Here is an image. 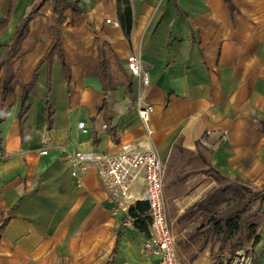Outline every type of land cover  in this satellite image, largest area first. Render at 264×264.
<instances>
[{"label":"crops","instance_id":"1","mask_svg":"<svg viewBox=\"0 0 264 264\" xmlns=\"http://www.w3.org/2000/svg\"><path fill=\"white\" fill-rule=\"evenodd\" d=\"M129 1L128 36L121 23L107 21L120 22L118 0H78L84 12L67 9L59 25L52 0H0V19L8 18L0 59L16 28L42 3L13 59L16 77L0 121V224L8 219L0 232V264L156 263L158 256L143 249L149 233L110 197L96 167L82 172L83 164L67 156L118 153L126 143L144 141L140 97L154 105L152 143L165 169L180 149L205 159L204 174L211 169L264 189V0H231L233 7L226 0ZM55 26L69 75L56 54L42 62L53 41L48 28ZM130 53L142 58L149 85L129 72ZM103 61L114 85L107 90ZM199 177L192 169L177 179L166 172V199L181 208L170 221L180 264L214 262L209 241L217 236L199 228L207 221L188 225L194 215L182 217L216 186L215 178L208 189L206 182L198 186L206 175ZM253 208L260 219L251 248L264 264V199Z\"/></svg>","mask_w":264,"mask_h":264},{"label":"built area","instance_id":"2","mask_svg":"<svg viewBox=\"0 0 264 264\" xmlns=\"http://www.w3.org/2000/svg\"><path fill=\"white\" fill-rule=\"evenodd\" d=\"M107 21L120 26L118 20ZM126 64L133 76L143 85H149L150 73L144 68L139 55L130 53ZM137 110L146 129L144 141L126 143L118 153L75 151L69 152L67 156L72 164H83L82 172L94 165L102 186L123 208L128 209L139 201L147 202L150 232L143 242L144 251L158 256L155 264H180L176 235L168 215L165 164L157 147L152 143L150 117L154 105L143 102L140 97ZM79 127L83 132L88 131L85 121H80ZM46 152V149L42 150V153ZM74 174L77 172L74 171ZM223 264H255V256L249 246H243L234 250Z\"/></svg>","mask_w":264,"mask_h":264},{"label":"trees","instance_id":"3","mask_svg":"<svg viewBox=\"0 0 264 264\" xmlns=\"http://www.w3.org/2000/svg\"><path fill=\"white\" fill-rule=\"evenodd\" d=\"M44 1V0H43ZM230 3L231 0H226ZM42 4V3H40ZM35 6L30 13L23 19L22 23L16 28L12 41L7 44V50L3 58L0 59V81H1V95L3 98V105L0 109V121L6 115L4 108L7 93L16 77V66L13 59L19 54L24 45V40L29 34V24L37 15L39 6ZM120 23L122 24L125 33L129 36L132 29V7L129 0H118ZM72 10L75 13H83L84 10L79 6L78 0H52V10L58 17V25L61 24L65 18V11ZM8 18L0 19V33L6 27ZM50 36L53 38L52 44L44 57L45 60L51 61L56 54L61 59L68 75L69 62L65 51L59 40L57 26L48 28ZM100 75L103 82L104 89L113 88L111 84L110 66L103 61L100 65ZM36 80L34 76L32 82L26 87L23 95L25 100L29 89ZM23 113V112H22ZM51 110L48 106L46 115L48 122L51 121ZM264 130V126H263ZM205 162V159H204ZM206 173H210L211 169H205ZM218 185L212 188L202 199L195 202L188 208L182 217H191L198 212L209 213L207 222L199 228L205 227V233L216 234L217 238L223 243L235 237L237 239L231 243L232 252L237 248L243 247L246 241H253L256 243L259 236L256 234V229L259 225L258 209L251 211V208L256 199H264V189L254 190L246 182L238 178H231L229 176L220 174L215 171ZM226 204L225 207H221ZM131 218H133L134 226L141 232L149 233L150 216L148 213V204L145 201H139L129 209ZM7 218L3 219L0 224V232L7 222ZM246 234V239L240 238L241 234ZM255 264H258L255 260Z\"/></svg>","mask_w":264,"mask_h":264},{"label":"rangeland","instance_id":"4","mask_svg":"<svg viewBox=\"0 0 264 264\" xmlns=\"http://www.w3.org/2000/svg\"><path fill=\"white\" fill-rule=\"evenodd\" d=\"M203 153H204V155L208 156V152L204 149H203ZM204 167H205L204 160H202L201 156H199V157L194 156V155H192L188 152H185L183 150L175 149L174 156L172 157L169 165L166 166V172L167 171H168V173L170 172L171 177L177 179L178 177H180V175L182 173H184V171H186L187 169H192L193 172L200 174L199 179L204 177V175H206V177L201 180V182H200V184H198V186L199 185L201 186V184L206 182V185L204 187H205V189H208L211 186L213 179L214 178L216 179V176L213 172H210L209 174H204L203 170H202ZM198 181H200V180H198ZM217 185H218V181L216 180V186ZM195 188H197V186H195L193 189H195ZM184 194H187V193L182 191V195H184ZM181 205H182V203H181ZM225 206H226V204H223L221 207H225ZM167 208L169 211L170 221L174 217H176L181 210V208L177 207L175 205V203L171 199L169 200L168 198H167ZM253 210H255V209L252 206L251 211H253ZM208 215H209V213H207V212H200V213L194 215L191 219H189L190 221H188L187 224L189 225L192 221H195V225H196V223H199V222L203 223V222L207 221ZM187 224L185 223V225H187ZM172 226H173V224H172ZM240 238H242L243 240L246 239L245 232L241 234ZM236 239H237V237L223 243L218 238H216V239L211 238V240L209 242H210V247H211V254L214 255L213 264L222 263L227 258V256L232 252L231 243L234 242ZM196 244H199V242H197ZM252 244H253L252 240L246 241L244 246H249L251 248Z\"/></svg>","mask_w":264,"mask_h":264}]
</instances>
